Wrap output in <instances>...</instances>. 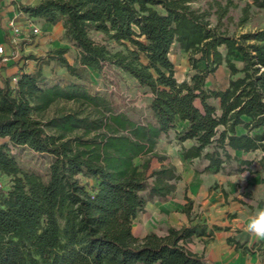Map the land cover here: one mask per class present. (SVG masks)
Returning a JSON list of instances; mask_svg holds the SVG:
<instances>
[{"label":"trees","instance_id":"trees-1","mask_svg":"<svg viewBox=\"0 0 264 264\" xmlns=\"http://www.w3.org/2000/svg\"><path fill=\"white\" fill-rule=\"evenodd\" d=\"M198 1L41 0L21 6L30 18L63 24L66 40L78 50L77 65L65 57L67 49L50 57L71 77L82 81L88 69L121 70L152 94L151 119L117 112L108 98L79 83L49 85L42 65L35 73L3 74L7 67L0 58V174L12 178L10 190H0V264H205L188 248L194 237L214 235L201 225L142 239L133 231L147 205L166 199L182 179L157 151L179 122L187 127L178 142L193 143L184 158L205 161V171L239 162L233 152H260L254 173L264 171V29L239 36L220 32L210 21L214 6L194 9ZM215 4L221 18L233 2ZM253 7L264 10V0H247L242 24ZM93 33L124 50L113 52ZM175 44L190 55L189 80L176 77L170 60ZM222 65L230 70L228 87L209 89L207 79ZM59 102L78 109L46 119ZM11 146L51 156L46 178L25 171ZM153 159L160 168L151 169ZM252 164L240 161L235 170L252 171ZM254 247L264 260V243Z\"/></svg>","mask_w":264,"mask_h":264},{"label":"rangeland","instance_id":"rangeland-1","mask_svg":"<svg viewBox=\"0 0 264 264\" xmlns=\"http://www.w3.org/2000/svg\"><path fill=\"white\" fill-rule=\"evenodd\" d=\"M2 1L0 0V3ZM216 1L220 2L222 8H226L229 1L233 2L227 15L220 18L219 14L221 13L217 11L219 6L215 4ZM24 2L29 3L32 0H24ZM246 4L247 0H200L193 3L192 7L204 11L210 10V5H213L214 7L211 9L212 16L210 17L212 26H218L220 32L226 31L230 36H239L264 29V10L254 7L250 10L248 21L245 24L241 23L243 8ZM2 8L0 7V11H2ZM12 19L15 18L8 19V25ZM25 21L28 22L30 27L25 31L23 25L19 24L24 29L25 35H21L18 39L17 50L24 60H33L32 58L34 60L35 58L43 60L40 63L45 65V76L49 85L54 83L66 85L76 82L86 86L93 93L101 94L108 98L117 112H126L134 120L140 122H147L151 119L149 111L150 93L146 89L141 88L136 80L115 67H107L103 73L94 70H83L84 80L82 81L71 77L68 71L59 65L58 61L50 57L51 52L54 50L67 49L68 52L65 57L71 64L77 65L78 50L66 40L63 24L60 23L54 29L48 31L45 30L44 21L39 19H26ZM32 25L38 27L41 32L38 36L28 37L27 34L30 32ZM92 36L96 42L108 46L113 52L124 50L122 46L109 41L103 34L93 33ZM8 44L10 43L8 42ZM3 46L6 50V46ZM170 60L176 66L178 80H189L190 75L193 74L190 55L183 52L175 44L170 54ZM233 60L239 67L242 66L241 59L233 58ZM28 64L34 66L32 61ZM199 66L203 68L205 65L200 63ZM228 72L226 65H223L218 72L209 77L207 87L212 90L224 89L230 79ZM0 85H2L1 81ZM211 102L217 106L219 105L218 100L213 99ZM76 109H78V106L74 103L59 102L46 113L45 118L49 119ZM2 142H5V140H0V143ZM187 146L188 144H186ZM184 148L185 146L178 142L177 137L172 139L168 135L160 142L158 153L167 158L165 164L175 166L184 179L178 183L179 191L177 193L166 199H156L150 202L146 210L140 214V218L135 220L133 230L138 238H144L145 233H156L159 236H164L168 228L173 224L179 226L183 223L182 218H185V220L190 217L194 220L199 218V222H202L203 218H205L203 202L204 197H206V191L210 192L213 189L215 192H224L225 185L220 183L223 179L215 174L205 173L203 170L204 162L186 161L182 156ZM11 149L15 152L14 155L25 171L34 172L46 178L53 161L51 156L35 153L28 148L12 146ZM237 156L242 159L247 158V160L253 162L252 168L255 169L258 166L261 154H253L250 157L244 154H237ZM135 162L137 165H141L143 161L142 159H137ZM236 166L237 164L233 162L227 166V169L231 172L235 170ZM160 167L161 163L157 159H153L151 169ZM251 174L254 173L251 171ZM262 175L264 176V171H262ZM229 180L232 181V179ZM261 180L258 175L252 178L238 177L235 184L238 188L236 192L239 200L243 202L256 201L264 204V183ZM231 183L234 184V181ZM11 186L12 178L0 174V190H10ZM191 189L195 190V194L200 197V200L191 201V199L187 198L188 190ZM189 207L190 213H187L184 217V212Z\"/></svg>","mask_w":264,"mask_h":264},{"label":"crops","instance_id":"crops-1","mask_svg":"<svg viewBox=\"0 0 264 264\" xmlns=\"http://www.w3.org/2000/svg\"><path fill=\"white\" fill-rule=\"evenodd\" d=\"M40 1L41 0H32V2L25 3L24 0H3L0 3V7H3L2 11H0V45L6 46V56L8 57V62L2 63V66L7 67V69L4 72H2L3 74L4 73L7 75L19 74L21 71H23L24 73H35L37 69L42 65L43 74L45 76V69H44L45 65L40 63L43 60H41L40 58L38 59L35 58V60L34 59L24 60L21 58V55L17 50L18 49L17 46L13 44L11 41V30L8 25V19L10 20L13 17L15 18V20L17 19L16 22L18 24L23 25L25 31L28 30L30 26H28V22H26L25 20L26 19L33 20L34 18H30L25 12H23L21 10V6H36L40 3ZM39 20L44 21L42 19ZM44 23H45V30L48 31L54 29L55 26H58L60 24L59 23L57 25H51L46 23L45 21ZM8 42L11 45L8 44ZM30 61L34 63V66L28 64L30 63ZM222 67L223 65L220 66L216 72H218ZM88 70L92 71V69H88ZM227 70L229 71L228 74H229V78L231 79L230 70L228 68ZM228 85L229 82L224 89H226ZM150 97L152 98V94H150ZM186 127L187 124L183 122H179L177 128L165 134L160 140V142L164 140L165 137H167L168 135L170 136V138L175 139L177 137V134L182 132ZM159 144L157 147V151L159 148ZM186 144H188L187 147ZM192 145L193 143L190 141L184 144L185 148H189ZM182 154H183L182 156L184 157V150H182ZM232 154L233 156L237 157L240 161H243V160H247V158L244 159L239 158L237 154H244L250 157L253 154H261V153L233 152ZM185 160L189 162H195V161L204 162V169H203L204 172L212 173L218 177H221L223 180L220 183L225 185L224 186L225 190L224 192H215L213 189L210 192L206 191V197H204V202H203L205 209V218H203L202 222H199V218H197L196 220H194L192 217L186 220L185 218H182L183 223H181L179 226L173 224L171 227L168 228V230L170 228L181 229L183 227L201 225L205 227L208 232L214 231V235L211 238L203 237V236L194 237L193 241L188 246V248L193 253L203 257L205 264H264V260L262 256L254 247V245L257 243L260 242L264 243V240H257L255 237L251 236L245 230L248 217L255 211V208L252 203L248 201L243 202L239 200L236 192L238 188L235 184L238 177L252 178V177H256L257 175L261 177L262 179L261 181L264 183V176L262 175V172L254 173L256 168L252 169V172L254 174H251V170L247 168L244 169L243 171L234 170L230 172L227 169V167L226 169L221 171H216L215 169H212L210 171H205V166H206L205 161L200 159H185ZM240 161L234 162L237 164L235 168L240 166ZM180 175L182 179L179 182H181L184 179L183 175L182 174ZM229 179H232V181H234V184H232L231 183L232 181ZM178 183L176 184L175 191L171 193V195L169 196H173L175 193L179 191ZM195 193L196 192L194 189L188 190L187 198L191 199V201L200 200V197L196 196ZM254 202L257 207L264 208L263 203L256 201ZM189 210L190 207L186 210V212H184L183 215L184 217L187 213H190ZM139 218H140V214L137 217V219ZM216 227L221 228V230L215 231ZM147 235L148 233H145V237ZM230 239H234L240 244L245 245L246 248H248L250 251L245 253L242 250L237 249V245L231 243L229 241Z\"/></svg>","mask_w":264,"mask_h":264},{"label":"clouds","instance_id":"clouds-1","mask_svg":"<svg viewBox=\"0 0 264 264\" xmlns=\"http://www.w3.org/2000/svg\"><path fill=\"white\" fill-rule=\"evenodd\" d=\"M249 202L255 211L248 217L245 230L257 240H264V208L257 207L254 201Z\"/></svg>","mask_w":264,"mask_h":264},{"label":"built area","instance_id":"built-area-1","mask_svg":"<svg viewBox=\"0 0 264 264\" xmlns=\"http://www.w3.org/2000/svg\"><path fill=\"white\" fill-rule=\"evenodd\" d=\"M9 28L11 30V41L13 44H18V39L21 35L25 33L24 29L20 27V25L16 22L15 19H12L9 23ZM40 29L34 25L31 26L30 32L27 34L28 37L30 36H38L40 34ZM25 35V34H24ZM0 58H4L5 62H8V57L6 56V50L3 45H0ZM17 79H14V82H16ZM12 148V146H11ZM11 153L15 154L14 151L11 149Z\"/></svg>","mask_w":264,"mask_h":264}]
</instances>
